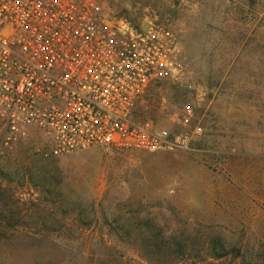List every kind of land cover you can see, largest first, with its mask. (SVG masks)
Here are the masks:
<instances>
[{
  "label": "rangeland",
  "instance_id": "rangeland-1",
  "mask_svg": "<svg viewBox=\"0 0 264 264\" xmlns=\"http://www.w3.org/2000/svg\"><path fill=\"white\" fill-rule=\"evenodd\" d=\"M99 1L176 36L183 73L141 115L187 144L54 157L36 126L0 133V264H264V0Z\"/></svg>",
  "mask_w": 264,
  "mask_h": 264
},
{
  "label": "built area",
  "instance_id": "built-area-1",
  "mask_svg": "<svg viewBox=\"0 0 264 264\" xmlns=\"http://www.w3.org/2000/svg\"><path fill=\"white\" fill-rule=\"evenodd\" d=\"M184 70L177 38L134 25L99 0H0V133L8 149L36 126L45 156L90 148L173 151V134L141 115L146 97ZM184 103L175 121L192 124ZM203 128L197 124L194 134Z\"/></svg>",
  "mask_w": 264,
  "mask_h": 264
},
{
  "label": "trees",
  "instance_id": "trees-1",
  "mask_svg": "<svg viewBox=\"0 0 264 264\" xmlns=\"http://www.w3.org/2000/svg\"><path fill=\"white\" fill-rule=\"evenodd\" d=\"M214 249H217V247H213ZM212 248V249H213ZM220 248V250L221 251H219V253H218V255L219 256H223V255H225V254H227L228 252H229V250H228V248L226 247V246H221V247H219ZM235 249V248H234ZM219 250V249H218ZM235 250H237V249H235Z\"/></svg>",
  "mask_w": 264,
  "mask_h": 264
}]
</instances>
